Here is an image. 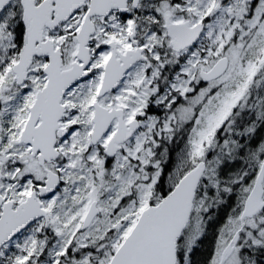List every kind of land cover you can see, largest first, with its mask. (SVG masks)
I'll use <instances>...</instances> for the list:
<instances>
[{
    "label": "snow or ice",
    "instance_id": "obj_1",
    "mask_svg": "<svg viewBox=\"0 0 264 264\" xmlns=\"http://www.w3.org/2000/svg\"><path fill=\"white\" fill-rule=\"evenodd\" d=\"M0 264H264V0H0Z\"/></svg>",
    "mask_w": 264,
    "mask_h": 264
}]
</instances>
